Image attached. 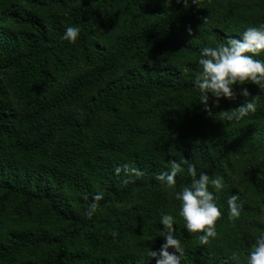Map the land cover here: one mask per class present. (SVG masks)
<instances>
[{"label":"trees","instance_id":"1","mask_svg":"<svg viewBox=\"0 0 264 264\" xmlns=\"http://www.w3.org/2000/svg\"><path fill=\"white\" fill-rule=\"evenodd\" d=\"M261 24L264 0H0V264H156L163 213L177 219L181 264H247L264 232L249 194L235 221L219 194L218 235L201 244L174 195L191 183L187 164L174 189L157 176L186 159L227 191L249 157L260 178L247 186L264 191V92L237 85L257 110L228 121L244 97L209 111L193 85L201 47ZM72 25L75 43L62 39ZM125 163L143 172L127 185Z\"/></svg>","mask_w":264,"mask_h":264},{"label":"clouds","instance_id":"2","mask_svg":"<svg viewBox=\"0 0 264 264\" xmlns=\"http://www.w3.org/2000/svg\"><path fill=\"white\" fill-rule=\"evenodd\" d=\"M187 5L189 0H183ZM199 5V0H191ZM207 20V17L204 18ZM189 32L192 29L189 27ZM81 28L68 26L62 39L75 43L79 38ZM264 52V24L250 25L237 36H228L226 40L215 46H203L199 50L198 64L200 71L195 75L193 85L198 89L199 103L210 111L213 104L219 105L222 99L235 100L244 97V102L235 111H224L228 121H240L257 110V99L248 87H241L236 91L237 85L253 83L264 92V59H258ZM182 163L187 164V175L191 183L182 190L175 191L174 195L180 201L179 216L183 218L189 233H199L201 244H208L217 237L216 222L223 215L217 203L219 194L225 188L223 177L211 178L206 171L198 170L197 166L173 160L170 169L158 174L157 179L170 189L177 185V175L184 171ZM117 175L123 173L126 177L125 185L134 183L143 175L142 170L127 163L115 168ZM212 185L215 191L210 190ZM104 199L103 192L94 195L92 202L86 208L84 215L91 219L97 212L99 202ZM243 204L239 201V193L228 198V218L232 221L241 216ZM163 229L160 236L164 242L158 250L151 249L149 256L156 258V264H181L185 248L181 240L175 235L177 219L171 213H163L160 217ZM115 238L119 235L118 229L111 232ZM247 264H264V232L255 236L252 250L247 253Z\"/></svg>","mask_w":264,"mask_h":264},{"label":"rangeland","instance_id":"3","mask_svg":"<svg viewBox=\"0 0 264 264\" xmlns=\"http://www.w3.org/2000/svg\"><path fill=\"white\" fill-rule=\"evenodd\" d=\"M181 64L182 62H175V65H178L179 67ZM234 169L235 176L233 178L232 188L227 191L224 189L222 194H224L226 198H229L232 195L230 190H234L235 194L239 193V195L242 194V192L249 194L248 196L250 197L251 201L256 204L255 209L257 208L262 214L260 217H257L254 220L264 224V191L258 194L251 193L247 186L248 179H252L257 176L260 178L258 163L250 161L249 157L240 161L234 160ZM238 179L241 180L240 183H238L239 185L236 184Z\"/></svg>","mask_w":264,"mask_h":264}]
</instances>
